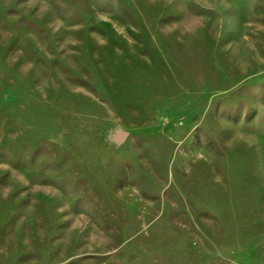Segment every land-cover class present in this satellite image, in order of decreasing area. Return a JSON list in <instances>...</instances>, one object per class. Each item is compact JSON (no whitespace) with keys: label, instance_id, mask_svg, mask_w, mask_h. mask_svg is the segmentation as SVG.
Instances as JSON below:
<instances>
[{"label":"rangeland","instance_id":"obj_1","mask_svg":"<svg viewBox=\"0 0 264 264\" xmlns=\"http://www.w3.org/2000/svg\"><path fill=\"white\" fill-rule=\"evenodd\" d=\"M0 264H264V0H0Z\"/></svg>","mask_w":264,"mask_h":264}]
</instances>
